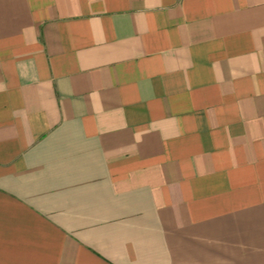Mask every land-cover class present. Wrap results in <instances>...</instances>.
Segmentation results:
<instances>
[{
	"label": "crops",
	"instance_id": "crops-1",
	"mask_svg": "<svg viewBox=\"0 0 264 264\" xmlns=\"http://www.w3.org/2000/svg\"><path fill=\"white\" fill-rule=\"evenodd\" d=\"M0 264H264V0H0Z\"/></svg>",
	"mask_w": 264,
	"mask_h": 264
}]
</instances>
